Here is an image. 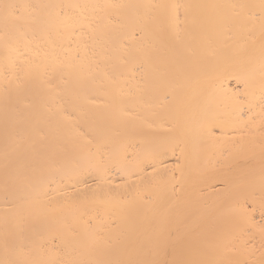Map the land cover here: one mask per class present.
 Listing matches in <instances>:
<instances>
[{
    "label": "bare ground",
    "instance_id": "bare-ground-1",
    "mask_svg": "<svg viewBox=\"0 0 264 264\" xmlns=\"http://www.w3.org/2000/svg\"><path fill=\"white\" fill-rule=\"evenodd\" d=\"M264 0H0V264H264Z\"/></svg>",
    "mask_w": 264,
    "mask_h": 264
},
{
    "label": "snow or ice",
    "instance_id": "snow-or-ice-1",
    "mask_svg": "<svg viewBox=\"0 0 264 264\" xmlns=\"http://www.w3.org/2000/svg\"><path fill=\"white\" fill-rule=\"evenodd\" d=\"M262 208H264V206H262Z\"/></svg>",
    "mask_w": 264,
    "mask_h": 264
}]
</instances>
